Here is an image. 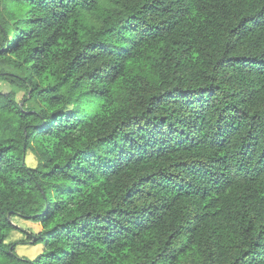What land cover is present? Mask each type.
Returning <instances> with one entry per match:
<instances>
[{
    "label": "trees",
    "instance_id": "16d2710c",
    "mask_svg": "<svg viewBox=\"0 0 264 264\" xmlns=\"http://www.w3.org/2000/svg\"><path fill=\"white\" fill-rule=\"evenodd\" d=\"M0 83V264H264V0H0Z\"/></svg>",
    "mask_w": 264,
    "mask_h": 264
},
{
    "label": "rangeland",
    "instance_id": "374dc122",
    "mask_svg": "<svg viewBox=\"0 0 264 264\" xmlns=\"http://www.w3.org/2000/svg\"><path fill=\"white\" fill-rule=\"evenodd\" d=\"M0 89L3 91H7L8 87L5 84L0 83ZM18 98H21V95H19ZM27 165L28 166H36V160L34 159L33 155L31 153H28L27 158ZM12 223L17 225L19 228L26 230L30 233L36 234L40 229V225L37 223H34L29 220H24L18 217L12 218ZM23 239L22 233L18 231H13L9 234L6 243H12L18 240ZM42 250V244H37V245H31V244H18L15 247V253L17 256L20 258H25V259H33L35 258Z\"/></svg>",
    "mask_w": 264,
    "mask_h": 264
}]
</instances>
